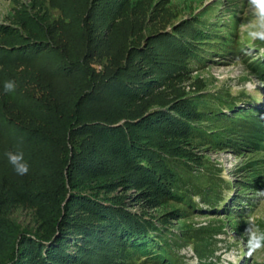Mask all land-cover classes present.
<instances>
[{
  "label": "rangeland",
  "instance_id": "obj_1",
  "mask_svg": "<svg viewBox=\"0 0 264 264\" xmlns=\"http://www.w3.org/2000/svg\"><path fill=\"white\" fill-rule=\"evenodd\" d=\"M93 5L111 16L92 24L101 41L85 61L91 79L73 68L88 50L82 22ZM246 11V0H0V263L9 228L36 227L37 207L19 202L23 192L56 194L63 183L70 191L69 178L94 188L105 179L71 175L70 155L84 140L69 137L71 125L167 112L185 101L187 118L182 113L154 131L172 152L171 176L183 178L179 187L189 195L178 196L151 176L140 179L129 166L113 171L108 177L122 180L112 196L125 198L154 230L143 225L139 235L115 245L108 264H264V253L248 257L245 248L247 218L260 208L256 192L264 191V148L249 144L245 122L249 109L259 110L264 125V79L256 70L264 42L241 33ZM129 62L141 76L129 84L135 94L106 90L80 104ZM6 79L16 81L15 93H4ZM166 102L171 107L162 108ZM35 129L50 141L31 139ZM17 149L29 164L25 176L4 156Z\"/></svg>",
  "mask_w": 264,
  "mask_h": 264
},
{
  "label": "trees",
  "instance_id": "obj_2",
  "mask_svg": "<svg viewBox=\"0 0 264 264\" xmlns=\"http://www.w3.org/2000/svg\"><path fill=\"white\" fill-rule=\"evenodd\" d=\"M95 6H91L83 13L85 16L82 31L88 46L82 58L84 61L79 59L75 61L77 66L73 64L76 66L73 68L76 74H82L91 79L95 75L89 73L85 61L95 56L91 52L99 46L101 41L100 37L93 36L96 31L92 24L95 23V19L101 22L108 20L110 18L108 16H111ZM100 22L97 23L100 24ZM256 64L260 78L264 79V60ZM111 76L104 82L99 81L93 88V92L89 94L90 96H87L88 98L80 104L95 101V96H101L106 90L128 91L129 88L134 93L136 91L131 89L129 84L133 82L138 84L137 81L141 77L130 62L119 64ZM151 86L158 88L156 82L151 83ZM168 104L169 102H166L160 106L162 108L171 107ZM187 104L183 101L180 107H172L167 112L152 110L149 115L128 113L120 119L86 120L71 125L68 129L69 137L84 138L83 143L79 145V152L73 151L74 153L70 155L68 162L71 175L79 176L80 180L88 177H92L93 180L101 177L105 179L94 188L87 183L88 181L80 183L79 180L78 182L69 178L70 183L73 184L70 186V191L66 190V185L63 183L59 185L61 191L59 190L56 194L47 191H39L37 194L29 193L28 190L23 192L19 202L37 207L34 215L36 227L33 231L19 229L16 225L14 230L9 228L5 241L8 243L7 258L2 259L0 264H108L110 255L115 253V245L126 241L129 235H139L143 225L147 231L154 230L152 226H149V222L141 220L129 211L125 198L112 196L115 188L118 187L116 183L122 179L108 176H114L113 171L118 175L121 172L119 169L122 170L123 166H129L139 176H142L140 179H149L151 176L156 178L159 185L171 188L178 196L189 195L184 188L179 187V184H184L183 178L174 179L175 167L168 159L172 152L167 149L168 147L165 148L159 140L156 141V131H154L161 122L176 121L179 115L184 114L182 108L187 109ZM249 110L246 112L249 115L245 116L248 118L245 122L251 124L248 134L249 144L255 148H264V137L262 136L264 125L259 122L263 116L259 115L261 114L259 110ZM184 116L186 115L182 116L183 119ZM44 124L46 125V122H42V126ZM176 124L180 123L176 122ZM22 129L25 137H28L30 130ZM34 131L35 137L31 139L50 141L44 129ZM144 131L146 133L149 131V133L145 134ZM161 133L159 132V137ZM108 156L117 160L118 163L116 165L111 163L107 159ZM88 157L91 161H88ZM171 173L174 176H171ZM136 182L135 180L133 184Z\"/></svg>",
  "mask_w": 264,
  "mask_h": 264
},
{
  "label": "clouds",
  "instance_id": "obj_3",
  "mask_svg": "<svg viewBox=\"0 0 264 264\" xmlns=\"http://www.w3.org/2000/svg\"><path fill=\"white\" fill-rule=\"evenodd\" d=\"M246 4L247 18L240 23L239 29L248 40L264 42V0H246ZM16 89L15 80L6 79L4 81L5 94H13ZM4 156L17 175L25 176L29 173V164L25 160L23 151L6 150ZM256 196L259 199L260 208L247 218L245 229L247 235L245 248L248 257L264 253V228L260 226L261 222H264V211H261L264 209V191H257Z\"/></svg>",
  "mask_w": 264,
  "mask_h": 264
}]
</instances>
